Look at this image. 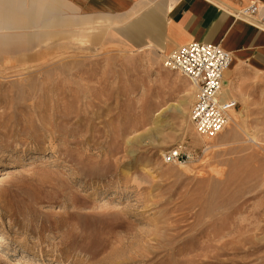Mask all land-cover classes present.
<instances>
[{
	"label": "rangeland",
	"instance_id": "obj_1",
	"mask_svg": "<svg viewBox=\"0 0 264 264\" xmlns=\"http://www.w3.org/2000/svg\"><path fill=\"white\" fill-rule=\"evenodd\" d=\"M98 17L0 32V264H264L261 59L225 76L238 126L204 140L168 51ZM177 146L193 158L166 164Z\"/></svg>",
	"mask_w": 264,
	"mask_h": 264
},
{
	"label": "crops",
	"instance_id": "obj_2",
	"mask_svg": "<svg viewBox=\"0 0 264 264\" xmlns=\"http://www.w3.org/2000/svg\"><path fill=\"white\" fill-rule=\"evenodd\" d=\"M69 16L62 13L66 4L63 0H0V32L14 31L11 24H22L25 28H37L38 36L25 34L31 45L34 39L46 38L59 34L74 36L79 25L73 24L74 17H98L109 21L111 25L129 24L118 33L134 44H142L146 38L168 51L170 54L178 48L193 42L219 45L230 52L233 65L230 73L239 66V61L247 60L250 55H257L264 65V30L234 18L244 8L256 4L264 11V0H64ZM27 7V9H26ZM21 11L17 12L16 9ZM36 24V25H35ZM172 26L170 34H164L166 25ZM89 27L85 31L93 30ZM54 30V31H53ZM23 31L24 30H18ZM109 26L100 30L103 38ZM5 33L0 36H13ZM164 35V36H163ZM170 39L164 42L163 38ZM99 38V35H96ZM20 41V38L18 42ZM21 53V54H19ZM16 55L3 54L7 59L27 54L21 51ZM254 64V63H253ZM229 93L222 92L221 101L241 100L234 92L230 81ZM196 95V90L192 85ZM225 88V86H224ZM247 99V96L242 97ZM243 99V100H244Z\"/></svg>",
	"mask_w": 264,
	"mask_h": 264
},
{
	"label": "built area",
	"instance_id": "obj_3",
	"mask_svg": "<svg viewBox=\"0 0 264 264\" xmlns=\"http://www.w3.org/2000/svg\"><path fill=\"white\" fill-rule=\"evenodd\" d=\"M242 20L264 30V11L252 4L237 14ZM232 54L219 45L193 42L168 54L164 67L187 78L197 88V94L190 113V120L196 133L213 139L225 131L231 112L239 106L235 100L221 101L225 75L230 68ZM192 154L182 146L168 151L163 160L166 164L187 163Z\"/></svg>",
	"mask_w": 264,
	"mask_h": 264
},
{
	"label": "bare ground",
	"instance_id": "obj_4",
	"mask_svg": "<svg viewBox=\"0 0 264 264\" xmlns=\"http://www.w3.org/2000/svg\"><path fill=\"white\" fill-rule=\"evenodd\" d=\"M232 65H233V57H232V62H231V65H230V68H229V70L227 71V73H226V75L228 74H230V70H231V68H232ZM167 69V68H166ZM233 69V68H232ZM225 75V76H226ZM192 84V83H191ZM224 84H225V82H224ZM193 85V84H192ZM194 86V88H195V90H196V94H197V88H196V86L195 85H193ZM225 87H228V83L226 84V85H224ZM226 89V88H225ZM223 90H224V87H223ZM226 93H229V90L228 89H226ZM195 97H196V95H195ZM237 102V101H236ZM237 110V109H236ZM236 110H234V111H232L231 112V117H230V122H231V124L232 125H234V126H238V123H239V115H238V113H237V111ZM230 122H229V124H230ZM193 126V125H192ZM229 126V125H228ZM227 126V127H228ZM230 127V126H229ZM193 128H194V126H193ZM194 131H195V128H194ZM196 132V131H195ZM197 134V133H196ZM198 135V134H197ZM199 136V135H198ZM201 137V136H200ZM205 137H203L202 139H204ZM201 139V138H200ZM205 140V139H204ZM201 142H203V141H201ZM205 142V141H204ZM198 145V144H197ZM200 145V144H199ZM182 164V163H181ZM181 166H186V165H181Z\"/></svg>",
	"mask_w": 264,
	"mask_h": 264
}]
</instances>
